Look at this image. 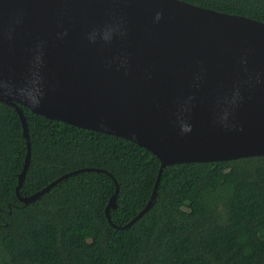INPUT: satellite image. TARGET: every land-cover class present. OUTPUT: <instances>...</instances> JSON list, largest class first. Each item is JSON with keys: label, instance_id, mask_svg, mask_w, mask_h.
Segmentation results:
<instances>
[{"label": "water", "instance_id": "water-1", "mask_svg": "<svg viewBox=\"0 0 264 264\" xmlns=\"http://www.w3.org/2000/svg\"><path fill=\"white\" fill-rule=\"evenodd\" d=\"M0 101L27 138V204L69 174L20 195L21 105L153 152V196L128 227L156 205L167 166L264 155V22L185 0H0Z\"/></svg>", "mask_w": 264, "mask_h": 264}, {"label": "trees", "instance_id": "trees-1", "mask_svg": "<svg viewBox=\"0 0 264 264\" xmlns=\"http://www.w3.org/2000/svg\"><path fill=\"white\" fill-rule=\"evenodd\" d=\"M264 22V0H185ZM0 101V264H264V155L161 166L126 138ZM119 185L115 208L107 207ZM122 226V228H120Z\"/></svg>", "mask_w": 264, "mask_h": 264}, {"label": "clouds", "instance_id": "clouds-1", "mask_svg": "<svg viewBox=\"0 0 264 264\" xmlns=\"http://www.w3.org/2000/svg\"><path fill=\"white\" fill-rule=\"evenodd\" d=\"M157 20L160 19V14H157ZM23 100H27L29 103H33V104H36L38 102L36 101H33L31 98H26L24 96H21ZM182 131H185V132H188V131H191V126L190 125H186L182 128Z\"/></svg>", "mask_w": 264, "mask_h": 264}]
</instances>
